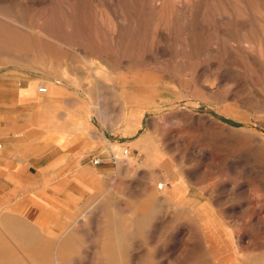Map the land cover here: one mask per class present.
Returning <instances> with one entry per match:
<instances>
[{
  "label": "rangeland",
  "instance_id": "obj_1",
  "mask_svg": "<svg viewBox=\"0 0 264 264\" xmlns=\"http://www.w3.org/2000/svg\"><path fill=\"white\" fill-rule=\"evenodd\" d=\"M27 82L97 131L84 163L116 167L131 197L113 207L144 218L115 260L264 264V0H0V85ZM16 174H0V264L95 261L35 225L59 208L25 199L45 173Z\"/></svg>",
  "mask_w": 264,
  "mask_h": 264
},
{
  "label": "crops",
  "instance_id": "obj_2",
  "mask_svg": "<svg viewBox=\"0 0 264 264\" xmlns=\"http://www.w3.org/2000/svg\"><path fill=\"white\" fill-rule=\"evenodd\" d=\"M65 114L49 92L39 91L38 83L0 85V174L17 178L20 171L45 173L41 179L25 183V199L52 202L59 208L42 206L35 213V225L52 230L53 222L55 232L47 235L68 236L66 241L63 238L66 244L71 241L80 251L96 252L95 261L79 264H124L112 254L127 251L132 242L129 237L143 235L144 218H128L125 212L115 210L113 204L127 203L131 197L117 190L125 182L117 186L107 180L116 167L107 170V164L94 167L84 163L100 135L91 127L84 133L79 119L72 116L67 121ZM100 129L107 133V127ZM70 226L71 231L65 233ZM171 229L165 225L163 234L169 235Z\"/></svg>",
  "mask_w": 264,
  "mask_h": 264
},
{
  "label": "built area",
  "instance_id": "obj_3",
  "mask_svg": "<svg viewBox=\"0 0 264 264\" xmlns=\"http://www.w3.org/2000/svg\"><path fill=\"white\" fill-rule=\"evenodd\" d=\"M39 91L41 93H47L48 92V88L45 87V86H40L39 87ZM129 154H130L129 150L128 149H124L123 152H122V155H120V156L116 155V153H113L112 156H111V160H112V162L115 165H118L121 160H127L128 157H129ZM91 161L95 165H101V164H103L105 162V158L101 157V156H94V157H92Z\"/></svg>",
  "mask_w": 264,
  "mask_h": 264
}]
</instances>
